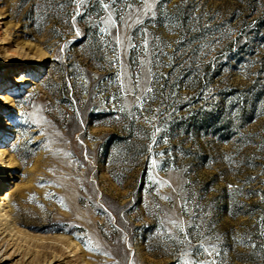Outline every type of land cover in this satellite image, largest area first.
Listing matches in <instances>:
<instances>
[{
    "label": "rangeland",
    "instance_id": "1",
    "mask_svg": "<svg viewBox=\"0 0 264 264\" xmlns=\"http://www.w3.org/2000/svg\"><path fill=\"white\" fill-rule=\"evenodd\" d=\"M0 148V264H264V0H0Z\"/></svg>",
    "mask_w": 264,
    "mask_h": 264
},
{
    "label": "bare ground",
    "instance_id": "2",
    "mask_svg": "<svg viewBox=\"0 0 264 264\" xmlns=\"http://www.w3.org/2000/svg\"><path fill=\"white\" fill-rule=\"evenodd\" d=\"M3 150L0 148V178H1V174H2V169L1 167H3V165L5 164L4 161H3ZM1 186V184H0ZM0 199L1 200V203H0V226L4 228L5 231H9V232H13L11 230V227H10V223L7 221L6 218H9V213H8V210L4 207V201H3V197L2 195H0ZM7 202V201H6ZM5 202V203H6ZM6 206V205H5ZM3 222V223H2ZM3 230V231H4ZM16 231H14L15 233Z\"/></svg>",
    "mask_w": 264,
    "mask_h": 264
}]
</instances>
